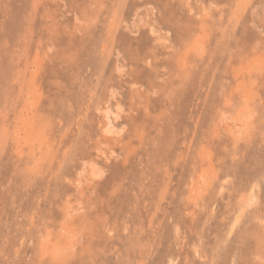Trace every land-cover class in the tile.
Segmentation results:
<instances>
[{"label":"rangeland","instance_id":"rangeland-1","mask_svg":"<svg viewBox=\"0 0 264 264\" xmlns=\"http://www.w3.org/2000/svg\"><path fill=\"white\" fill-rule=\"evenodd\" d=\"M264 264V0H0V264Z\"/></svg>","mask_w":264,"mask_h":264},{"label":"bare ground","instance_id":"bare-ground-1","mask_svg":"<svg viewBox=\"0 0 264 264\" xmlns=\"http://www.w3.org/2000/svg\"><path fill=\"white\" fill-rule=\"evenodd\" d=\"M167 264H174V262L173 261H169Z\"/></svg>","mask_w":264,"mask_h":264}]
</instances>
